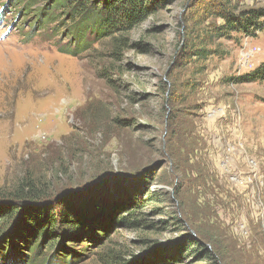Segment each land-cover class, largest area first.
<instances>
[{
	"label": "rangeland",
	"instance_id": "rangeland-1",
	"mask_svg": "<svg viewBox=\"0 0 264 264\" xmlns=\"http://www.w3.org/2000/svg\"><path fill=\"white\" fill-rule=\"evenodd\" d=\"M149 3L125 36L84 50L72 21L44 25L0 0V192L30 170L54 194L44 203L82 215L136 190L139 209L71 242L74 264H264V81L240 80L264 62V30L208 44L200 0ZM201 47L221 53L201 60ZM52 239L26 254H52Z\"/></svg>",
	"mask_w": 264,
	"mask_h": 264
},
{
	"label": "trees",
	"instance_id": "trees-1",
	"mask_svg": "<svg viewBox=\"0 0 264 264\" xmlns=\"http://www.w3.org/2000/svg\"><path fill=\"white\" fill-rule=\"evenodd\" d=\"M18 1L23 2L27 12L37 17L44 25L53 24L58 20L56 28H59L61 25L64 26L67 20L72 21L73 24L67 29L72 43L89 50L92 44L101 38L112 37L115 34L125 36L129 33L150 13L149 2L155 0H16ZM38 4L40 6L32 8ZM200 8L203 13L202 23L207 22L201 31V40L208 44L223 38H233L231 34L234 32L242 36H254L264 30V7L240 9L229 0H200ZM210 19H220L222 23L212 24L211 28ZM91 33L95 34L93 41L89 39ZM118 41L117 46L128 44V40L124 38ZM123 48L114 47L113 53L119 55V50ZM75 53L76 51L72 52ZM220 53L219 47H201L195 50L194 56L203 60ZM240 80L264 81V62L253 73L241 77ZM64 167L62 165L55 173L70 177L68 168ZM49 188L40 177H34L29 170L20 176L15 188L0 192V199H6L0 201V264H74L78 253L76 254L77 251L71 246V242H76L93 230L110 229L119 219L124 221L129 210L139 209L136 190H132L129 195L130 201H125L123 206L116 200L112 203L115 204L114 209L112 211L107 209L104 213L99 202L92 200V205L87 207L80 205V211L83 213L80 215L75 213L73 208L63 210L62 205L65 204L63 199L44 203L54 196L49 193ZM59 202L61 205L58 206L61 209L57 206ZM120 209L124 211L119 216L117 211ZM125 222L137 226L136 221ZM36 236L37 240L32 244ZM45 236L53 237L49 242H54V249H50L52 254L37 256L26 254V250L29 248L32 251L34 246L35 251L40 250L41 246L38 243ZM191 248L196 246L191 245ZM112 254L118 261H122L120 254L114 251ZM207 254L211 257V254L208 252ZM176 255H181V252ZM163 258L166 259L168 256L164 255ZM156 260L158 259L154 258L150 262Z\"/></svg>",
	"mask_w": 264,
	"mask_h": 264
}]
</instances>
